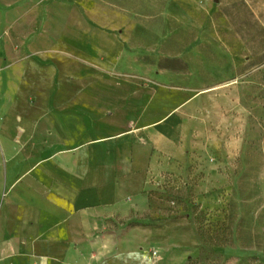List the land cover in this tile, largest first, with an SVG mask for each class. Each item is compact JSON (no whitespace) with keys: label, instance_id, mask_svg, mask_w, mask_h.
Wrapping results in <instances>:
<instances>
[{"label":"rangeland","instance_id":"1","mask_svg":"<svg viewBox=\"0 0 264 264\" xmlns=\"http://www.w3.org/2000/svg\"><path fill=\"white\" fill-rule=\"evenodd\" d=\"M30 8L41 22L29 44L61 49L44 55L79 93L116 80L144 88L164 74L207 95L208 112L191 115L175 149L159 150L147 168L140 207L116 222L126 241L120 264H264V0Z\"/></svg>","mask_w":264,"mask_h":264},{"label":"crops","instance_id":"2","mask_svg":"<svg viewBox=\"0 0 264 264\" xmlns=\"http://www.w3.org/2000/svg\"><path fill=\"white\" fill-rule=\"evenodd\" d=\"M34 13L0 0V264H120L116 222L140 207L147 168L208 112L207 95L164 74L79 93L44 55L61 49L29 44Z\"/></svg>","mask_w":264,"mask_h":264},{"label":"trees","instance_id":"3","mask_svg":"<svg viewBox=\"0 0 264 264\" xmlns=\"http://www.w3.org/2000/svg\"><path fill=\"white\" fill-rule=\"evenodd\" d=\"M200 231H201V233H202V236H204V231H203L202 228H200ZM211 243L213 244V242H211Z\"/></svg>","mask_w":264,"mask_h":264}]
</instances>
